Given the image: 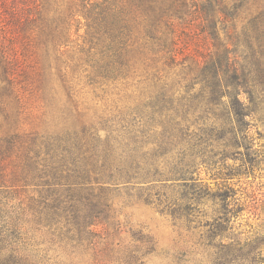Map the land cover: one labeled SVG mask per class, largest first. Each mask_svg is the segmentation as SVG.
<instances>
[{
  "label": "rangeland",
  "instance_id": "rangeland-1",
  "mask_svg": "<svg viewBox=\"0 0 264 264\" xmlns=\"http://www.w3.org/2000/svg\"><path fill=\"white\" fill-rule=\"evenodd\" d=\"M222 4L32 0L25 12L32 22L14 34L0 27V264L8 262L12 224L26 264H264V95L262 123L235 124L242 132L232 139L231 124L217 118L230 100L212 103L211 92L234 80L216 86L202 70L223 42L239 64L248 63L243 32L263 0ZM96 15L107 27L132 30L131 51L113 74L116 64L98 53L104 43L95 39ZM169 23L178 49L171 65L166 48L151 51L157 42L150 34ZM128 132L140 155L154 161V177L78 192L48 185L43 165L38 179L29 172L33 140L68 139L84 148ZM79 197L98 199L99 220L90 224ZM245 254L249 262L233 260Z\"/></svg>",
  "mask_w": 264,
  "mask_h": 264
},
{
  "label": "trees",
  "instance_id": "trees-1",
  "mask_svg": "<svg viewBox=\"0 0 264 264\" xmlns=\"http://www.w3.org/2000/svg\"><path fill=\"white\" fill-rule=\"evenodd\" d=\"M31 1L0 0V27L4 33H17L34 20L33 15L25 14L26 10L32 7L30 5ZM217 1L220 4L223 2V0ZM162 12L163 14L166 13V11ZM98 15L100 16V14ZM102 19H105V17L100 18L96 15V19L93 20V24L97 23L95 30L98 36L95 39L98 42L104 43L101 47V52H98L101 54V57H106L109 61L108 63L112 62V66L116 64L115 68H109V72L112 73L116 69L119 70L126 62L125 56L128 52L127 50H130L128 41L132 30L123 26L117 28L107 27L103 25V22L105 24L107 21L103 20L102 22ZM190 22V20H184L186 24ZM174 27L173 23H169L165 31L156 27L150 33L151 39L157 42V49L154 50L153 48L151 51L158 52L159 49L163 48L165 50L166 48L165 54H167V58H165V62L167 65H169V62L171 65L175 61V56L178 53L177 42L173 37ZM249 27H251L250 31H248ZM100 32H102V35L99 34ZM212 32L215 38H218L219 42H222L219 37V29L215 27L212 29ZM169 34L172 36V39L164 47L165 45H162V42ZM236 34L237 32L233 35ZM234 39L236 40L237 36ZM243 41L249 53L248 63L239 64L236 58L237 52L230 49L223 42L222 45L219 43L220 50H216L202 68L203 71L208 72L216 86H220V83L225 79L233 78L234 80L232 84L229 83L228 90L214 89L211 92L212 103L223 97H227L230 100V104L225 108L224 117L219 114L217 118H221L223 125L220 124V126L222 127L231 124L227 132L231 133L232 139H236L235 137L242 132L234 127L235 124L242 125L247 123L249 128H251L254 125L251 121L253 118H255L253 119L254 122L258 121L262 123L261 103L263 102L262 95H264V0L258 13L251 18L249 26L243 32ZM197 68L199 69L200 66ZM202 70L201 68L199 69L200 72ZM209 110L215 113L214 111L217 109ZM247 118L251 123L245 122ZM248 134L244 132V135L247 137H249ZM137 140L136 136L134 137L133 134L128 132L117 139L107 140L103 144L100 142L97 145L85 143V147L82 148L78 141H76L77 143H69L68 139L53 140L52 138H41L39 142L37 141L38 143L36 140H33L32 144L28 146L25 160L33 178L38 179L39 166L43 165L47 174L41 176L46 177V180L49 179L46 181L48 185L56 184L60 185V187L65 185L67 188H73L71 191L78 192H90L93 187L105 190L108 188L106 186L108 184L147 180L153 176L151 169L155 163L151 158H148V155H140L141 145ZM80 147L86 151L82 153ZM178 163L183 168L192 167V161L190 160L180 159ZM123 164L126 167H123ZM114 167H117V169H114ZM5 191H8V189ZM2 193L0 192V194ZM6 193L9 194L10 192ZM56 198L57 206L59 207L66 197L61 194ZM78 200L87 203L89 213L86 214V217L90 220V224L94 220H99V215H96L99 201L96 197H79ZM1 204L2 202L0 206ZM16 228L18 226L13 224L8 226L10 251L6 264H26L17 248L14 247V241H12V239H17L12 234ZM239 256L233 258V260H239L241 263L249 262L250 256L248 254Z\"/></svg>",
  "mask_w": 264,
  "mask_h": 264
}]
</instances>
